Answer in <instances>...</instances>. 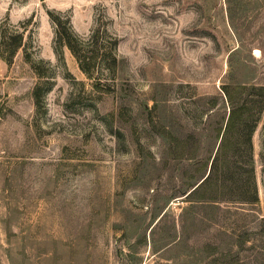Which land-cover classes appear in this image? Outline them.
I'll return each instance as SVG.
<instances>
[{"label":"rangeland","instance_id":"1","mask_svg":"<svg viewBox=\"0 0 264 264\" xmlns=\"http://www.w3.org/2000/svg\"><path fill=\"white\" fill-rule=\"evenodd\" d=\"M261 88L264 0H0V264H264V110L201 184Z\"/></svg>","mask_w":264,"mask_h":264},{"label":"trees","instance_id":"2","mask_svg":"<svg viewBox=\"0 0 264 264\" xmlns=\"http://www.w3.org/2000/svg\"><path fill=\"white\" fill-rule=\"evenodd\" d=\"M52 17L57 23L58 35L61 41L75 55L83 72H85L89 78L94 79L95 85L97 87H100L101 82L98 79V77L96 78L94 76L93 74L94 69H96V66L98 65V63L103 61L107 63V66L111 71L116 72L119 60L116 54L114 53V47L117 44V39L112 40L111 47L109 45H106V49L109 50L108 52H103V49L100 43V31L99 30L93 35L91 42L89 43L83 42L80 38L77 37L76 34H74L70 26L68 25L67 21L62 20L61 18L57 16L54 17V14H52ZM10 42L12 43L13 51L11 52L12 55L10 56V58H4L7 62H10L13 54L17 51V49L22 47L24 43V31L12 36ZM105 54H108V55H105ZM41 88L42 87H40L39 85L35 88V95L38 101L42 96ZM261 89L264 91V88H261ZM225 93L231 104V110H230V114L228 118L227 127L224 133L223 141L219 148V155L215 157V160L213 162V173L211 172L201 184H203L206 181L207 182L213 181L215 170H216L215 168H218L219 160L221 157L220 151L226 148L228 143L232 141L231 140L232 133L236 129L237 125L241 126L243 128V131H246L247 129L246 125L248 123V120H249V124H248L249 129L246 131V136H248V138L244 139L243 143L242 142L239 143L238 146L241 145L243 147L245 145L247 149L252 148L253 146L252 133L256 129V126L258 125V122L260 120V115L262 111L264 110V99L260 100V102L261 101L263 102L259 103V105L257 106L259 101L256 100L254 96H252V100L255 102V105H250L246 101H241V100L238 101L235 98L233 92L228 89H225ZM253 168H254V165H253ZM254 199L258 200L259 198L257 195H255Z\"/></svg>","mask_w":264,"mask_h":264}]
</instances>
